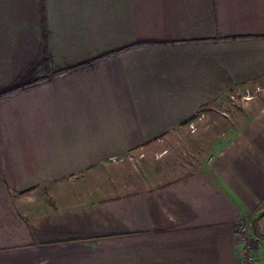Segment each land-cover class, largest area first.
I'll list each match as a JSON object with an SVG mask.
<instances>
[{
  "label": "crops",
  "instance_id": "1",
  "mask_svg": "<svg viewBox=\"0 0 264 264\" xmlns=\"http://www.w3.org/2000/svg\"><path fill=\"white\" fill-rule=\"evenodd\" d=\"M257 88L264 0H0V264H242L250 218L261 264ZM184 129L233 133L159 184L118 162Z\"/></svg>",
  "mask_w": 264,
  "mask_h": 264
},
{
  "label": "rangeland",
  "instance_id": "2",
  "mask_svg": "<svg viewBox=\"0 0 264 264\" xmlns=\"http://www.w3.org/2000/svg\"><path fill=\"white\" fill-rule=\"evenodd\" d=\"M230 106L233 105L229 104L228 110ZM198 126L203 127L204 125L200 124ZM230 133L232 134L233 132ZM225 134V132H220L219 130H180L168 138L165 147L153 149L149 153H146L144 157L133 154L131 160L125 157L123 162L119 160L118 162H120L124 171L128 170V166H130L134 172H141V176L146 177L148 183L159 184L175 176L176 171H182L183 173L196 168L200 159L213 155L215 147L221 142L226 141L231 135ZM134 180L139 186L145 184L142 179L138 180L134 178ZM243 225H249L250 240V237L255 232L253 220L250 218L246 222H243ZM260 257L262 258V262L260 263L264 264V257L261 254Z\"/></svg>",
  "mask_w": 264,
  "mask_h": 264
},
{
  "label": "built area",
  "instance_id": "3",
  "mask_svg": "<svg viewBox=\"0 0 264 264\" xmlns=\"http://www.w3.org/2000/svg\"><path fill=\"white\" fill-rule=\"evenodd\" d=\"M257 92H263L264 88H257ZM243 99H245L243 97ZM241 98H236V102H239ZM195 131V130H192ZM249 225H242L240 230L238 231V238L243 248V261L242 264H258L259 260L255 253L253 252L250 243H249ZM248 232V234H247Z\"/></svg>",
  "mask_w": 264,
  "mask_h": 264
},
{
  "label": "trees",
  "instance_id": "4",
  "mask_svg": "<svg viewBox=\"0 0 264 264\" xmlns=\"http://www.w3.org/2000/svg\"><path fill=\"white\" fill-rule=\"evenodd\" d=\"M263 216H264V214H262V215L260 216V218L263 217ZM253 227H255V228H254L255 233H256L257 235H259L260 232H259V229H258V219H257V218L253 220Z\"/></svg>",
  "mask_w": 264,
  "mask_h": 264
}]
</instances>
